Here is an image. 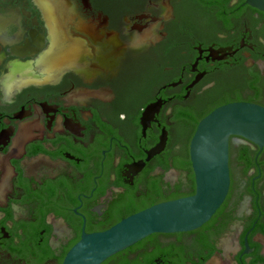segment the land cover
Wrapping results in <instances>:
<instances>
[{
	"label": "flooded vegetation",
	"instance_id": "flooded-vegetation-1",
	"mask_svg": "<svg viewBox=\"0 0 264 264\" xmlns=\"http://www.w3.org/2000/svg\"><path fill=\"white\" fill-rule=\"evenodd\" d=\"M235 103L264 107L246 0H0V264H63L84 235L194 195L192 138ZM229 167L206 225L104 264H264V148L232 138Z\"/></svg>",
	"mask_w": 264,
	"mask_h": 264
},
{
	"label": "water",
	"instance_id": "water-1",
	"mask_svg": "<svg viewBox=\"0 0 264 264\" xmlns=\"http://www.w3.org/2000/svg\"><path fill=\"white\" fill-rule=\"evenodd\" d=\"M264 12V0H246ZM264 148V107L235 103L203 119L190 144L196 192L161 203L123 220L108 231L84 235L63 264H104L155 234L187 233L206 225L224 204L230 190L229 152L232 138ZM164 139L154 153L164 149Z\"/></svg>",
	"mask_w": 264,
	"mask_h": 264
}]
</instances>
